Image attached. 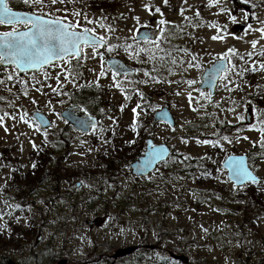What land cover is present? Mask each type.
I'll list each match as a JSON object with an SVG mask.
<instances>
[{
	"label": "rangeland",
	"instance_id": "obj_1",
	"mask_svg": "<svg viewBox=\"0 0 264 264\" xmlns=\"http://www.w3.org/2000/svg\"><path fill=\"white\" fill-rule=\"evenodd\" d=\"M117 1L124 4L115 12L93 9L88 0H57L55 4L51 0H44L43 4H24L23 0H9V7L19 10L18 4L22 3L32 8L28 11L36 14L38 12L63 17L70 22L79 21L81 28L78 29H95V34L112 37V42L116 41V35L107 34L101 27L108 25L104 20L114 23L122 34L133 33L136 27L144 25L159 29L162 40L174 42L181 47L176 59L173 55L164 61V65H160V68H166L168 72L164 77L166 85L173 87V92L169 93L165 103L170 105L176 124L171 126L156 121L152 112L137 109L139 101L134 100L132 93L126 96L117 90V83L126 88L140 84V90H147L144 83L145 71L150 67L147 60L139 57L133 60L134 66L130 65L137 69L136 74L120 80L113 79V73L107 70L105 64L102 69L103 63L97 58L82 61L86 76L83 79L76 76L74 82H69L71 78L64 71L69 64L63 61L38 73L37 70L18 71L10 64L0 65V115L8 114L0 123V145L9 144L14 156L21 155L30 159L33 144L37 145L42 141L48 145L54 143L58 152H69L70 160L67 162L71 165L81 166L97 161L104 167L99 172L79 175L81 181L76 179L71 184L63 185L62 188L66 189L67 186V189H73L71 195L65 194L64 199L54 198L57 202L51 206L45 200L41 201L36 191L35 204L29 205V211L41 219L37 205L43 206V214L49 215L48 220L42 225L41 233L23 251L6 253L17 262L36 264V245L39 255L37 264H59L66 257L69 258L67 264H74L71 263L73 260H77L76 264H82L88 260L86 256L89 252H105L108 244L116 247V251H121L130 245L139 244L140 239L148 232L153 239L155 230L163 227V230L174 237L165 239L161 245H174L179 236L186 241L194 240L187 251V256L194 260V264H264V147L261 146L264 142V132L261 131L264 128V104L260 102L259 94L252 95L258 92V84L251 87L247 80L243 79L239 83L235 78L237 69L243 67V61L247 59V78L259 81L264 86V69L260 67L264 64V33L259 31L264 25L248 24L247 15L235 8L229 0H215L216 9H204L197 19L193 18L195 10L191 7L206 2L205 0H167V4L165 0ZM244 1L252 5L249 12L264 17V0ZM157 8L160 9L159 12L156 11ZM75 13L81 15L77 16ZM111 13H115L116 17L109 18ZM89 20L93 23H88ZM161 20L170 24L161 25ZM195 22L199 25L193 24ZM202 22L205 28L202 27ZM17 27H20L18 30L26 29L23 25ZM0 29L3 30L4 26L0 25ZM253 41H256L255 47L252 46ZM156 42L158 46L162 45L161 41ZM157 44L149 42L143 49L146 48L144 51L147 52L152 47L149 52L153 54ZM95 51L86 49L85 53L95 54ZM224 56L229 58V71L221 77L216 91L210 94L199 88L204 66ZM198 58L203 63L202 67L199 66ZM172 61H175L173 66L168 63ZM70 66L73 68L72 62ZM102 70L106 75H100ZM17 72L19 76L16 75ZM9 75L13 79L9 80ZM189 80H195L196 84L189 86ZM92 83L112 87L111 107L88 110L84 106V93L80 87L82 84L95 85ZM238 86L245 88L246 93L240 91ZM54 90H58L60 94ZM32 100L36 103L33 104ZM49 100L52 107L48 104ZM165 103L161 102L158 109L167 105ZM73 104L81 106L87 113L99 115L100 128L95 127L97 129L93 134L99 133L103 128L109 141H89L92 134L76 133L66 124L61 112ZM37 111H42L49 117L50 126L41 128L37 124L33 116ZM22 115L27 123L20 119ZM242 121L246 125L241 124ZM141 128L155 145H164L185 158L195 159V162L189 164V168L194 163L208 161L210 153L217 146V156H223L222 159L229 154H246L249 158L252 157L256 173L262 181L254 186L249 183L235 184L227 179L224 172L222 179L216 183H204L206 175L211 173L209 169L198 167L186 173L166 171L168 156L155 163L149 170L151 174L144 176L146 173H137L132 167L135 157L128 155L137 142L145 143L146 137H141ZM50 131L62 132L64 140ZM45 133L51 136L50 141L46 140ZM205 140L209 142L203 143ZM63 141H69L70 146L65 148ZM105 148L109 151L119 148L129 152L123 159L114 160L108 166L96 154L98 150L107 152ZM88 153L92 158L88 157ZM174 160L175 157L172 156L170 161ZM29 164L27 163L25 170L31 167ZM11 177L9 168L0 169V206L4 208L15 204L5 192ZM77 182H80L79 186ZM39 190L47 194L51 190L50 183L44 180ZM249 190L254 192L256 202L261 206L251 202L250 214L253 215L254 222L252 225L243 223L244 227L241 229L237 220L240 221L245 212ZM115 214L118 215L117 219L114 218ZM90 222L94 223L90 225ZM39 235L41 240H37L36 244ZM21 252L23 255H19ZM164 252L161 249H149L142 254L144 256L141 261L145 264L151 260L163 261V264H183L169 259ZM113 253L110 251L111 255ZM138 256L139 254L134 253L120 264H137ZM104 259L92 264H104Z\"/></svg>",
	"mask_w": 264,
	"mask_h": 264
},
{
	"label": "trees",
	"instance_id": "obj_2",
	"mask_svg": "<svg viewBox=\"0 0 264 264\" xmlns=\"http://www.w3.org/2000/svg\"><path fill=\"white\" fill-rule=\"evenodd\" d=\"M236 5L239 6L238 3H236ZM91 7L93 9H108V8H114L115 6L113 4V0H99V1L91 0ZM24 8H26V6H24ZM244 61L246 62L248 60L246 59ZM241 69L242 68H240L237 72V77H235L236 80L240 83V81L245 79L249 82L251 87L252 86L255 87L256 84H258L257 87L258 92L252 95L259 94L260 102L264 104V97H263L264 86L261 85L259 81L255 82L254 79L247 78L246 76L247 72L245 74H242ZM97 85L98 84L95 85L82 84L80 87V89L84 93V95L82 96L83 104L88 110L92 108H96L97 110H99L100 108H105L106 104H109L108 100L100 101L103 100V97H99L101 93H103L101 92L103 86H97ZM238 88L240 89V91L246 93V90L244 88H241L239 86ZM120 90L127 95L130 93V91L126 89L124 86H120ZM241 124L246 125L244 121H242ZM52 132H55L56 136L59 139L64 140V134L62 132L50 131V133ZM95 137L97 138V135ZM102 138L105 139L104 137ZM46 140L48 141L51 140V136L49 134L46 135ZM63 143L65 148L70 146L69 141H63ZM142 148H143V144L135 145V147L130 150V155L128 156L130 157L133 156V158L136 157L137 154L141 152ZM218 151L219 150L217 146L210 153L211 157L208 161L194 163L191 168H189L188 166L189 164L195 162V159H189L184 157L183 167L181 169H177L178 166L175 163L170 162V165L169 167L166 168V171L178 170L180 173H186L198 167L203 170L209 169L211 173L206 175L204 183L205 182L216 183L217 180L222 179L221 175H223V169L221 168L220 165V159L222 156H217V154H219ZM128 152L129 150L125 151L123 149L121 150L118 148V149H112L111 151L107 149V152L98 150V153L96 154L99 159L101 160L104 159L105 162H107V165L109 166L114 160L123 159L124 156L128 154ZM87 155L89 158H92L90 153H88ZM29 158L30 159H28L27 157L23 158L21 155L14 156L12 154V146L9 144H6L4 146L0 145V169L9 168L12 175L11 179L8 182L9 188L5 189V192L7 195H10L11 200L14 198L15 201V204L11 211L7 212L4 209H0V216L2 217V219H0V257H6L7 260H9L10 258L6 253L7 251H11L15 249L23 251L24 248L27 246V244L29 242L32 243L34 237L37 234L41 233L42 225L46 220H48L49 215L43 214V209H44L43 206L37 205V211L39 212V215L42 216L41 219L36 217L34 212L29 211L30 209L29 205L35 204L34 194L36 193V191L40 200L41 201L45 200L49 204V206H51L52 204L57 202L55 201L54 198L61 197L62 199H64L65 194L71 195V193L69 192L70 188L67 189V186L66 189L62 188L63 185L73 183L76 179H78L79 175L85 176L88 173H95L104 169V167L101 166L97 161H94L93 163L91 162L84 163L81 166L71 165L69 164V162H67V160L68 161L70 160L68 151H66L65 154L62 152H58L54 143L48 145L44 141H42L41 143H37L35 147H32V150L30 151L29 154ZM250 160L251 161L253 160L252 157H250ZM27 163L31 165V167L28 170H25L27 167ZM33 165H35V167H33ZM43 176L44 179H42ZM44 180H47L50 183L51 190L47 194H43L39 192L40 186L43 185ZM50 180L52 182H50ZM254 184L255 183H251V186H254ZM256 199L257 197H254V192L249 190L248 199L245 205V212L242 215L241 220L240 221L237 220L238 223L237 225L241 229H243L244 227L243 223H249L250 225L253 224L254 217L252 214H250L251 213L250 208H252L251 202L252 201L256 202ZM258 205L261 206L260 204ZM239 208H241V206H239ZM115 216L118 217L117 214H115ZM20 217H23L24 219L20 220ZM155 233H156L155 236L152 237L153 239L150 238V232L146 233L140 239L139 241L140 244L142 245L151 244L149 241L153 240L154 244L159 245L165 239L174 237L167 230H163V227L160 228L159 230L156 229ZM175 241L176 242L174 243V245H166V247H168V249H170L171 251L179 253L181 255L187 254L189 244L194 243V240L186 241L182 236H179ZM115 248L116 247H114L112 244H108V249L106 250V252L110 253V251H114ZM145 251H149V249L147 247H144V249H140L135 252L136 254H139L137 258L139 261L137 264H145L142 263L141 261L144 256L142 254ZM21 253H19V255H21ZM102 253L103 252H101V254ZM238 253L239 251H237V254ZM99 254L100 253L97 254V257L99 256ZM90 256L91 254L88 255L87 258H89ZM128 258L130 257L124 256V257H119L117 259L110 258L106 260H108V264H112L113 262H115L114 264H116L117 262L121 263L127 261ZM37 259H39V255H37ZM0 262H2V259H0ZM236 262H237V258L235 260V263ZM146 263L163 264V261L151 260Z\"/></svg>",
	"mask_w": 264,
	"mask_h": 264
},
{
	"label": "snow or ice",
	"instance_id": "obj_3",
	"mask_svg": "<svg viewBox=\"0 0 264 264\" xmlns=\"http://www.w3.org/2000/svg\"><path fill=\"white\" fill-rule=\"evenodd\" d=\"M51 2L55 4L57 0H51ZM23 3L43 4V0H23ZM165 4H167V0H165ZM156 11L159 12L160 9L157 8ZM75 15L79 16L81 13H75ZM138 19L139 18L137 17V20ZM233 20H235V18H233ZM87 22L93 23V21L90 20ZM165 23L166 21L164 20L160 21L161 25H164ZM0 25L13 28L11 31L0 32V65L14 64L20 71L27 72L29 70L42 68L43 66L52 63L54 60L65 61L67 59L69 67L65 68L64 71L67 76L71 78L69 82H74L76 75H79V73L76 72L70 65L73 58L77 60V63H79L80 59L83 58L81 55L82 46L91 45L93 48L106 46L105 37H97L94 35L95 29L83 27L80 31L75 30L81 28L79 21L69 22L66 18L45 20L42 16H33L16 12L9 7V0H0ZM15 25H23L27 30H18L14 27ZM101 27H104V25H101ZM249 27L251 26L249 25ZM109 31H112V29L109 28ZM259 31L264 33V28L259 29ZM216 38L217 37H213V39ZM144 39L146 41H151L153 44H157L153 37L146 35ZM252 46H256V41H253ZM124 47L127 49L130 45L125 43ZM106 50L111 52L113 51V47L107 46ZM144 50L145 49H141V51ZM224 59H227V57H224ZM174 62L175 61H173V63ZM189 66L192 67L194 65ZM61 67H63V64ZM101 67L103 69V65ZM120 67L122 66L118 64L112 65L114 80L121 74L119 72ZM260 67L261 69H264V64H261ZM153 70L155 71V68ZM214 71L216 73H227L229 69L225 65L221 64L216 66ZM16 75L19 76V72H17ZM100 75L104 76L106 73L102 70ZM145 75H149V73L145 72ZM45 78H48L47 74L45 75ZM8 79H13V76L9 75ZM56 79L59 80V77H56ZM152 79L155 81V77H152ZM0 83H2V81H0ZM187 84L192 86L196 84V81L189 80L187 81ZM119 86V83H117L116 87ZM37 91H39V89H37ZM54 91H57V94H60L58 90ZM24 94L27 95V92ZM177 95H179V93H177ZM191 99L192 96L191 93H189V101H191ZM31 102L33 104L36 103L35 100H32ZM48 104L52 107L51 100L48 101ZM101 111L103 110L101 109ZM7 115V113L0 115V123L5 120ZM12 118L15 119V117ZM20 119L24 120L26 123L28 122L23 115L20 116ZM76 119L81 127H96L95 121L89 122L87 120H80L79 117H76ZM41 124L42 126H50L48 122L44 121H42ZM5 131H7V127H5ZM261 131L264 132V128H262ZM45 135H47V133H45ZM224 139L228 138L224 137ZM208 142L209 141L207 140L203 141V143ZM261 146L264 147V142H262ZM33 147H35V144H33ZM164 151V149H158L150 155L152 156V159H156L157 157L162 159ZM230 162L232 163V174L237 180H250L252 183L257 182L256 177L243 166L242 159L239 162H236L233 158ZM148 163H151V160H149ZM33 167H35V165H33Z\"/></svg>",
	"mask_w": 264,
	"mask_h": 264
},
{
	"label": "flooded vegetation",
	"instance_id": "obj_4",
	"mask_svg": "<svg viewBox=\"0 0 264 264\" xmlns=\"http://www.w3.org/2000/svg\"><path fill=\"white\" fill-rule=\"evenodd\" d=\"M23 6L24 5L22 3L18 4V7L22 8ZM244 13H245V15H247V13L245 11H244ZM40 14H44V13H40ZM44 15H48V14H44ZM109 16H110L109 18H111L112 16L116 17V14L115 13H111ZM104 22L106 24L110 25V23H107L106 20H104ZM246 22H248V24L252 23V24L264 25V17H258V16L255 15V17L253 19L246 18ZM17 26H19V25H15L14 27L16 29H19L20 27H17ZM114 26H116V25L114 24ZM109 28H111L112 31H109ZM103 29L105 31H107V34L114 33L115 30H116V28H112V27L107 26L105 24H104ZM11 30H13V28L8 27V26H4L3 30L0 29V31H2V32L11 31ZM105 39L107 40L105 47L93 48L92 46H84L82 48V57L83 58L80 59L79 63H77V60L75 58H73L71 60V62L73 63V69H75V71L79 73V75H76L77 78L83 79L86 76L85 75L84 65L82 63V61L85 60L86 58H97L100 61H102L103 66H104L105 59L109 55H113V56H116L117 58H121L126 64H128V63L132 64L133 62H135L133 60L137 59L140 55H141L140 58L143 59V56H142L140 50L143 49L149 43V42H145L144 39L138 40L137 39V33H135V30L133 31V33H129V34H125V33L122 34V32L119 31L116 34V40L117 41H114V42H112V37H105ZM125 43L130 45V47L126 49L124 47ZM117 45H118V47H117ZM107 46H112L113 50H115V51L108 52L106 50ZM86 49L96 50L95 54H86L85 53ZM150 49H152V47H150L147 50V54L151 57L154 53L150 54V52H149ZM155 49H157V48H155ZM101 54H102V58H101ZM63 62H67V60H65ZM57 63L58 64L62 63V61L61 62H57ZM153 64H156V66L158 68H160V65H162L163 62L159 63L157 60H154V59L149 61V66H150L151 70L154 69V65ZM166 70H167L166 68L162 67V68H160V73H158V74L145 75V81H146V86H147V91H145V92L140 90L142 88L140 86V84L137 87H133V88H126L125 87L126 89H129L130 93H132L134 95V100H138L139 101L137 109L148 111V112H152V114L155 115V112L161 106V102L165 103V100H167V97L169 95V88H168V86H166V82L163 79L164 73L167 72ZM145 72L148 73V70H146ZM129 77H132V76H128V73H124V74L121 73L118 76L119 80L122 79V78H129ZM152 77H155V81L152 79ZM154 84H156V86L158 88L155 89L154 88L155 87ZM117 90H119L121 92V94H123V95H126V96L130 95V93L128 95L124 94L120 90V86L117 87ZM112 91H113L112 87L109 86V87H103L101 92L111 95ZM108 101H109V104H111V105L113 104L110 98L108 99ZM159 103H160V105H159ZM165 104H167V103H165ZM163 106H165V105H163ZM88 133L93 135V130H89ZM36 244H37V238H36ZM4 258H6V257H1L0 258V259H2V262H0V263L1 264H9L7 258L6 259H4ZM35 258H36L35 259V263L37 264V246L36 245H35ZM71 263L76 264L75 261H73ZM20 264H24V262H20Z\"/></svg>",
	"mask_w": 264,
	"mask_h": 264
},
{
	"label": "water",
	"instance_id": "obj_5",
	"mask_svg": "<svg viewBox=\"0 0 264 264\" xmlns=\"http://www.w3.org/2000/svg\"><path fill=\"white\" fill-rule=\"evenodd\" d=\"M14 11L24 13L27 15L42 16V15L33 13L31 11H27V10H14ZM42 18L45 20H55L56 19V18L46 17V16H42ZM26 30L27 29H23L21 31H26ZM77 31H80V30H77ZM155 34L156 33L153 32V30H150L149 28H141L138 32L137 38L138 39H144L146 35L151 37V35H155ZM94 35L97 36L96 34H94ZM55 61L56 60H54L53 62H55ZM114 64H118V65L122 66L119 68L120 73H132V72H134V69L128 67L121 59H118L116 57H111L107 60V65H109L111 68H112V65H114ZM221 64H223L227 67L228 66V60L227 59L217 60L210 67H207L205 69V72L201 78L203 81L200 84V88H209L211 93L214 92L215 87H216L217 82H218V79H219L220 75L222 74V73H216L214 71V69L216 68V66L221 65ZM10 65H14V64H10ZM45 66H43V67H45ZM35 70L38 71V70H41V68H38ZM18 71H20V70L18 69ZM29 71H33V70H29ZM33 116L35 117V119L40 124L42 121L48 122L49 124L51 123L49 118L41 111H37V113H34ZM61 116L68 122L69 125H72L75 129L80 130L82 132L89 131L91 127H81L80 124L78 123L76 117H79L80 120H87L89 122L95 121L97 123L96 117H94L93 115H90L88 113L80 112V107L77 105L66 107L62 111ZM156 120L167 121L170 124L174 123L173 115L170 113L168 108H164L161 111H158L156 113ZM41 126H42V124H41ZM43 127H47V126H43ZM147 145H148V150L146 151V154L144 156L139 157L135 161V163L132 164L134 171L137 173H139V172L148 173L149 170H151L153 168V166L155 165V163L160 159V157H157L156 159H152V156L150 155L151 153L155 152L158 149H164L165 150L162 154V157H166L170 153V150L167 149L164 145L157 146L154 144V142L151 139H148ZM233 158L236 162H239L242 159L243 160V166L246 167L248 169V171L251 172L252 175H253V173L248 166L247 157L245 155H230V156H228L226 158V160L224 161L223 166L226 167L227 169H229L230 178L232 180H234L236 183L240 184V183H243L245 181H239L233 176L232 170H231L232 169V163L230 162V160ZM149 160H151V163H148ZM253 176H255V175H253ZM256 180H258V177H256ZM93 223L94 222H90V224H93ZM138 247H140V245L126 247L125 249H123L121 251H116L114 253L113 257L117 258L120 256L131 254L133 251L137 250ZM147 247H149L150 249L155 248V246H153V245H149ZM170 254L175 259L183 261L186 264H192L185 255H176L171 251H170ZM65 259L60 261L59 264H67V259L66 260Z\"/></svg>",
	"mask_w": 264,
	"mask_h": 264
},
{
	"label": "bare ground",
	"instance_id": "obj_6",
	"mask_svg": "<svg viewBox=\"0 0 264 264\" xmlns=\"http://www.w3.org/2000/svg\"><path fill=\"white\" fill-rule=\"evenodd\" d=\"M87 132H89V131H87Z\"/></svg>",
	"mask_w": 264,
	"mask_h": 264
}]
</instances>
